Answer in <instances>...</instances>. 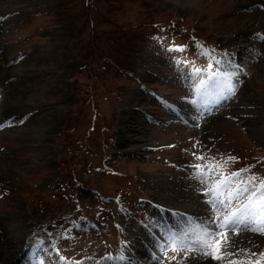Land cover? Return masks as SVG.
<instances>
[{
    "label": "rangeland",
    "instance_id": "rangeland-1",
    "mask_svg": "<svg viewBox=\"0 0 264 264\" xmlns=\"http://www.w3.org/2000/svg\"><path fill=\"white\" fill-rule=\"evenodd\" d=\"M263 13L254 0H0V102L22 95L0 121V264H124L110 254L155 216L182 236L208 228L221 175L239 191L221 216L249 196L260 208ZM211 73L227 96L200 114ZM194 164L218 167L201 182ZM229 236L222 264H264V235ZM202 251L157 250L158 264Z\"/></svg>",
    "mask_w": 264,
    "mask_h": 264
},
{
    "label": "snow or ice",
    "instance_id": "snow-or-ice-1",
    "mask_svg": "<svg viewBox=\"0 0 264 264\" xmlns=\"http://www.w3.org/2000/svg\"><path fill=\"white\" fill-rule=\"evenodd\" d=\"M210 86H214V84L211 82L202 84L201 87L204 89V91L201 92L202 99L206 95L207 89ZM229 90L231 91V89ZM191 103L196 105L198 102L192 100ZM196 159L203 160L205 157L197 156ZM230 159L235 158L230 157ZM192 167L196 169L194 178L201 180V182H205L209 174L218 167V165L194 164ZM236 175H238V173L231 174V176ZM229 180L230 177H223L221 175V178L218 179L212 187H208L206 192V195L211 196L208 203L218 212L216 220H218L219 223L216 224V228L219 230L200 228L198 230H193L191 233L186 232L182 237H172V242L176 245V248L173 250L186 251L187 255L185 256V259H187L188 256H192V254L199 248L203 249L201 252L202 257H210L222 264L226 256H233L236 254L235 252L230 251V249L234 247V244L229 233L238 235L240 231H253L264 235V181L260 182L258 189L260 193L259 213L253 212L249 205H241V207L237 208L235 211H227L221 216L219 213L225 206V199H222V197L230 202L234 196L239 194L238 190L233 191L228 188ZM244 191H247V188H245ZM256 195L257 192L252 193V196ZM253 255L257 254L254 253ZM258 255L264 257V253H259ZM192 258L195 259L196 257L193 256ZM173 259H175V257H173ZM228 264H238V262L229 260ZM254 264H262V262L256 261Z\"/></svg>",
    "mask_w": 264,
    "mask_h": 264
},
{
    "label": "bare ground",
    "instance_id": "bare-ground-1",
    "mask_svg": "<svg viewBox=\"0 0 264 264\" xmlns=\"http://www.w3.org/2000/svg\"><path fill=\"white\" fill-rule=\"evenodd\" d=\"M255 1H259V2L264 4V0H254V2ZM263 18H264V13L261 16L260 20L262 21ZM262 22H264V21H262ZM256 30L263 32L264 24L261 27H259L258 29H255L253 31L257 32ZM240 52H241V50L236 48V51H233L232 54H230V53L229 54H230V57L234 56L235 58H237L240 54H242ZM232 69L235 70V67H233V65H232ZM222 73H224V72H222ZM252 75L253 74H251L250 75L251 77H249V78L254 77V75L253 76ZM223 77H225V74H222V75L215 74V75H212L211 77H209V80H211V78H213L217 82H222ZM224 90H226V89L224 88ZM21 96H22L21 94H19L18 92H15L11 96H8V97L6 96L4 98V100L2 102H0L1 103V107H2V108H0L1 109L0 121L5 120V118H7V117H9L11 115L13 116V114L15 112L14 108L16 107V104L19 103ZM11 113H13V114H11ZM5 115H7V117H4ZM204 198L205 197L203 196L202 197V201H201L203 206H205V204H204L205 199ZM241 202H243V200H241ZM195 208H197V207H195ZM197 209L201 210L200 208H197ZM160 215H161V213H160ZM206 215H209V213L207 214V212H206L205 216ZM158 218H159L158 216H155V220L149 221L148 224L143 225L144 228H143L142 231H145L146 235L143 234V233H140V232H135L134 233V232H131V231L129 232L128 231L129 235H128V239L126 241L125 247L120 252H117L115 254L113 253L112 256H110V258L114 259V261H116V262H117V260H121V259L125 258L129 262V264H135V263L142 264L140 259L137 258L138 257L137 254L140 255L142 253H145V254L151 255L152 252H151V245L150 244L153 245V243L156 242V237H154V236H156L155 234L158 233V234H162L163 235V233H167L165 231H161V229L158 227V223H157L158 222ZM211 218H212V220H210V225L208 226V228L209 227L214 228L212 225L215 222H216V224L218 223V220H216V215L215 214H213L211 216ZM161 220L166 222L165 225L168 228L172 227V222L166 220L165 217H163V218L161 217ZM174 225H176V224H174ZM149 228H151L152 230H150ZM177 228H179V226H176L173 230H176ZM146 236H148V237L146 238ZM36 248H38V247H36ZM15 256L16 255L13 253L12 256L10 257V260H12V259L15 260ZM208 261H209V258L207 259V257H202V256H200V258L197 259V260H192V262H194V264H211Z\"/></svg>",
    "mask_w": 264,
    "mask_h": 264
}]
</instances>
